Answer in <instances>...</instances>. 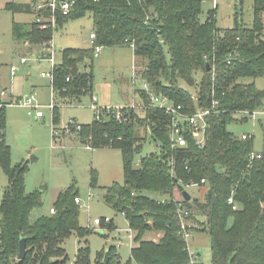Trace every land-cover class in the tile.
<instances>
[{"label":"trees","instance_id":"trees-1","mask_svg":"<svg viewBox=\"0 0 264 264\" xmlns=\"http://www.w3.org/2000/svg\"><path fill=\"white\" fill-rule=\"evenodd\" d=\"M74 1L68 16H55L57 29L88 14L95 39L91 48L61 51V61L53 67L51 86L63 101L91 95V63L96 47L129 46L138 72L152 93L185 106L188 113L218 102L206 119V139L201 147L187 136L186 146L172 149L169 115L149 107V95L142 90L137 92L146 109L125 111V123L104 117L78 129L69 125L70 133L91 149L107 147L121 153L123 184L106 188L105 201L126 217L134 233L132 262L200 264L198 258L190 261L182 237L178 209L183 208L186 218L202 226L210 237L212 264H264V149L255 153L260 159L251 160L252 139L235 138L226 129L234 114L257 111L262 106L264 91L240 80L264 76V0H253L250 27L235 16L231 29H218L213 15L200 22L202 0ZM7 8L12 13L36 14L29 5L10 4ZM55 30L40 29L34 20L12 24L13 39L31 45L51 42ZM52 115L55 124V106ZM0 129V166L7 177L0 203V264H66L63 242L72 234L84 232L78 224L76 196L69 191L60 193L51 207L53 214L32 216L40 206V193L25 192L26 163L10 166V150L4 140V108L0 110ZM148 133L158 152L145 156L134 168L133 158L140 153ZM192 184L207 187L202 200L174 198V189L180 194L181 186ZM91 187H95L94 180ZM145 192L167 199H152ZM230 196L236 210L228 204ZM196 216L205 221H198ZM152 232L160 234L157 241L143 239ZM21 239H25L26 255L17 260ZM74 264H90L85 249L78 250ZM98 264L120 262L108 250L107 260L104 255Z\"/></svg>","mask_w":264,"mask_h":264},{"label":"rangeland","instance_id":"rangeland-1","mask_svg":"<svg viewBox=\"0 0 264 264\" xmlns=\"http://www.w3.org/2000/svg\"><path fill=\"white\" fill-rule=\"evenodd\" d=\"M26 1L0 0V91L11 90V100L14 103L5 105L4 109V140L10 150V166L27 164L25 192L40 193V206L32 212L34 217L47 215L60 193L69 191L80 200L77 204L78 224L84 232L82 235L72 234L63 242L66 264L75 263L77 252L81 248L87 251L90 264H98L108 250L120 264H134L130 255L134 233L129 229L126 217L105 201L106 188L114 183L123 184L121 153L107 147L88 148L86 142H81L68 129L70 122L86 125L95 119L91 108L94 103L92 97H95L94 104L97 107H121L138 102L137 91L143 82L140 79L132 80L133 67L135 71L139 70L135 65L133 50L129 46L100 47L99 53L94 52L91 63V95L71 102L63 101L55 93L53 96L51 80L41 76L52 68V61L43 58L42 46L32 45L25 50L12 37V24L29 23L32 15L13 14L6 6L11 2ZM211 15L218 29L233 28L235 16L245 27H250L253 23V0H202L200 22H206ZM56 26L55 23L56 30L52 37L55 65L61 61V51L65 49L92 47L90 34L93 33V25L88 14L69 20L61 28L57 29ZM49 28L52 29V26ZM22 58L26 60L23 65L20 64ZM10 66L16 68L14 77L10 76ZM240 81L245 84L253 83L258 90L264 91V76L246 77ZM181 86L189 89L185 84ZM18 96H34L35 103L40 108L31 110L18 105L15 102ZM10 98L7 96L2 100L6 102ZM51 102L58 108V122L55 124L48 107ZM36 111H41L43 117L37 118ZM242 112L233 115L234 120L227 124L226 129L235 138L250 137L253 152L260 153L264 149V99L260 109L252 111L255 112L253 116L249 114L251 111ZM53 129H56L54 136ZM140 135H144L143 129L140 130ZM155 152H158L157 145L148 133L140 153L133 158V167L138 168L142 158ZM93 180L94 188L91 187ZM6 186L7 177L0 166V203ZM183 189L191 198L199 200L207 192L206 186H183ZM173 193L174 198L180 200L181 195L176 189ZM145 195L156 200L167 199L153 192H145ZM95 219L101 221V224L92 225ZM196 219L205 221L200 216H196ZM197 227L187 243L191 252L198 256V263L212 264L210 237L202 230V226ZM159 236L156 232L146 233L143 239L157 241Z\"/></svg>","mask_w":264,"mask_h":264},{"label":"built area","instance_id":"built-area-1","mask_svg":"<svg viewBox=\"0 0 264 264\" xmlns=\"http://www.w3.org/2000/svg\"><path fill=\"white\" fill-rule=\"evenodd\" d=\"M30 9L36 13L34 14V21L39 25L40 29H45L47 27L55 28L56 15H61L63 17L68 16L75 7L74 0H30ZM44 13H50L48 17L44 16ZM264 23V22H263ZM90 39L94 41L95 34L91 33ZM43 49V58L52 61L51 71L48 73H42V77H48L51 82L53 79V67L55 63L53 62V56L55 50L52 46V43H46L42 45ZM95 52H100V47L95 48ZM22 63H25L26 60L21 59ZM14 68L11 69V74L14 75ZM140 79L142 80V86L139 90L145 91L149 95V107L157 108L163 110L170 117V141L172 149L180 148L186 146L187 136H190L194 139L196 146L201 147L206 139V128H207V117L214 113V107L218 104L217 101H213L210 108L202 109L197 108L194 112L188 113L185 106L183 105H174L173 102L164 95H156L150 91L149 85L141 78V74L138 71H135L133 67L132 80ZM1 97H5L6 93L3 91L0 93ZM139 97V94H138ZM35 98L33 96L24 97L18 101V104L29 106L31 108H38L39 106L34 103ZM92 101L95 103V97H92ZM91 106L94 111L95 119L100 121L102 118L113 119L117 123H125L128 120V116L125 114L127 110L143 111L146 109V105L143 100L139 97L138 102L132 103L131 105L119 106V107H97L95 104ZM5 102H0V110L5 107ZM49 109H53V105H49ZM243 113V112H242ZM241 113V114H242ZM249 113V112H244ZM255 112L249 113L254 114ZM43 113L41 111H36L37 117H42ZM71 126L79 128L78 124L70 122ZM69 127V126H68ZM67 129V128H66ZM3 131L0 129V142H2ZM56 135V131H53V136ZM88 148L90 146L88 145ZM259 154H252L251 160L260 159ZM204 180H201L200 184H203ZM197 186L196 184H192ZM75 204H79L80 200L75 197ZM228 204H232V209L236 210V205L233 204V197L230 196L228 199ZM180 215V228L182 237L186 242V250L189 254L190 261L193 263L198 256L191 252L188 245V240L191 236V233L197 230V225L186 218L187 211L183 208L178 209ZM54 210L49 209V214H53ZM106 222H109L106 219ZM101 224V221L95 219L92 223L94 226ZM131 236V235H130ZM132 239V237H131Z\"/></svg>","mask_w":264,"mask_h":264},{"label":"crops","instance_id":"crops-1","mask_svg":"<svg viewBox=\"0 0 264 264\" xmlns=\"http://www.w3.org/2000/svg\"><path fill=\"white\" fill-rule=\"evenodd\" d=\"M10 4H17V5H29L30 4V1L29 0H27L26 2H24V3H14V2H11V3H8L7 4V6L6 7H8V5H10ZM31 10V9H30ZM32 11V10H31ZM14 14V13H13ZM15 14H26V13H15ZM30 15H32V20L30 21V22H32L33 20H34V14H30ZM29 22V23H30ZM29 23H19V24H29ZM91 35V34H90ZM13 37V36H12ZM21 44H22V47L25 49V50H27V49H30V47L32 46V45H30L29 43H27V42H20ZM51 43H52V40H51ZM52 46H53V43H52ZM23 59V58H22ZM25 59V58H24ZM26 63V62H25ZM25 63H22L21 62V60H20V64L21 65H23V64H25ZM12 68H14V70H15V72H16V68L15 67H13V66H10V71H9V73H10V76L11 77H14L15 76V72H14V75H12L11 74V69ZM52 83V82H51ZM51 88H52V86H51ZM4 90H1L0 91V93L1 92H3ZM52 92H53V89H52ZM6 93V96L5 97H1V95H0V102H4V100H2L3 98H6L7 96H10L11 98L10 99H8V100H10V101H6L5 103H6V105L8 104V105H12V104H14V103H12V100L11 99H13V97H12V93H11V90L9 91V92H5ZM53 96H54V92H53ZM21 96H18L16 99H15V102L18 104V101L20 100V99H23L24 97H21ZM34 97V96H33ZM34 103H35V100H34ZM36 104V103H35ZM50 104H52V102L50 103ZM49 104V105H50ZM18 105H20V104H18ZM36 105H38L39 107L38 108H40V105L39 104H36ZM49 105H48V107H49ZM22 106H25V105H22ZM25 107H27V108H29V109H31V110H35V108H31V107H29V106H25ZM38 108H36V109H38ZM4 109H5V107H4ZM52 111V110H51ZM35 116H36V112H35ZM37 117V116H36ZM42 117H43V115H42ZM42 117H37V118H42ZM54 130H56V129H53V131ZM64 136V135H63ZM5 143H6V141H5Z\"/></svg>","mask_w":264,"mask_h":264},{"label":"water","instance_id":"water-1","mask_svg":"<svg viewBox=\"0 0 264 264\" xmlns=\"http://www.w3.org/2000/svg\"><path fill=\"white\" fill-rule=\"evenodd\" d=\"M206 69L207 71L210 70V66L208 63L206 64ZM179 191L184 201L188 202L191 200L190 194L187 191H185L182 186L179 188ZM25 255H26V243H25V239H21L19 241L17 260H23L25 258ZM107 256H108V251L105 253V261L107 260Z\"/></svg>","mask_w":264,"mask_h":264}]
</instances>
